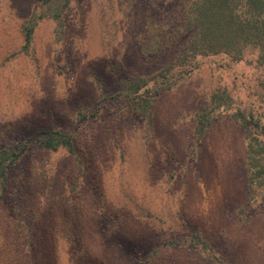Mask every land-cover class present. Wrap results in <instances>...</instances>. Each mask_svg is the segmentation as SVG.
<instances>
[{"label": "rangeland", "instance_id": "rangeland-1", "mask_svg": "<svg viewBox=\"0 0 264 264\" xmlns=\"http://www.w3.org/2000/svg\"><path fill=\"white\" fill-rule=\"evenodd\" d=\"M43 1L0 0V153H21L0 188V264H264V152L252 167L233 118L264 125L258 54L204 58L142 116L110 97L176 62L183 28L162 52L152 34L183 0H72L25 47ZM52 130L72 150L39 147Z\"/></svg>", "mask_w": 264, "mask_h": 264}, {"label": "trees", "instance_id": "trees-1", "mask_svg": "<svg viewBox=\"0 0 264 264\" xmlns=\"http://www.w3.org/2000/svg\"><path fill=\"white\" fill-rule=\"evenodd\" d=\"M72 0H44L41 13L32 18L24 27L25 47L33 38L38 22L44 18L61 20ZM181 13H176L170 32H164L157 26L152 36L157 39V52L164 51L169 38L181 26L182 36L188 34L180 49L175 63L168 65L148 78L132 76L123 84L122 91L113 95L111 100L121 98L128 101L133 110L142 116H151L154 100L161 91L171 90L182 80L192 75L202 66V60L220 55L227 56L232 62H244L251 52H255L258 61L264 65V0H183ZM185 8V9H184ZM223 97L214 94L212 101ZM107 100V98H106ZM221 102L216 105L220 108ZM212 110L204 109L198 115L196 131L204 135L212 124ZM234 120L242 127L249 140V154L252 167L258 168L259 156L264 152V125L254 114L236 112ZM36 139L38 146L57 151L61 147L72 150V136L59 131H43ZM20 154L4 150L0 153V188L6 189L8 172L19 159Z\"/></svg>", "mask_w": 264, "mask_h": 264}]
</instances>
